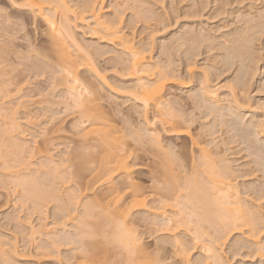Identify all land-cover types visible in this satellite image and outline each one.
I'll return each mask as SVG.
<instances>
[{"label": "rangeland", "instance_id": "374dc122", "mask_svg": "<svg viewBox=\"0 0 264 264\" xmlns=\"http://www.w3.org/2000/svg\"><path fill=\"white\" fill-rule=\"evenodd\" d=\"M37 1L43 3L42 0ZM135 1L99 0L104 8V19L117 23L121 21V27L136 46L149 50L146 56H152L156 69L166 68L182 77L185 88L173 87L167 91L173 107L175 106L172 111L186 120H194V134L202 133V140L224 156L226 163L234 171L233 180L239 185L242 197L251 207L259 208L258 211L264 216V0H140L139 4ZM67 2L78 9L85 0ZM19 4L0 0V9L3 10L0 13V49L8 50L7 54L0 50V90L3 87L7 89L6 92L0 91V107L3 108L0 118L9 112H13L10 113L11 117L15 114L14 121L19 123L17 132L21 136L16 132L19 136L6 138L12 140L8 144L13 140L18 144L23 143L27 153L12 155L10 151L14 152L13 143H16L13 142L8 148L11 156L9 162L13 164L5 166L4 161L0 160V240L7 246H3V249L13 253L12 264H74L81 260L83 252L75 236L76 232L82 231L83 206L99 191L85 193L76 188V180L72 174L76 166H73V162H67L61 168L64 170H61V174L71 178L70 184H64L61 179L55 180L50 174L52 172H47L49 168L39 173L31 171L42 162L43 154L40 149L45 140L50 139L47 147L51 160L53 158V161L60 163L68 156V159L72 158L80 145L79 140L74 139L75 129L72 128L80 114L72 106V100H68L70 97L63 74L46 57L50 54L47 26L43 19L35 18L30 11L20 10ZM89 29L79 23L74 25L75 37L85 47L84 50L92 55L100 77L86 71L82 74L101 85L104 95L114 97L117 104L123 103L118 110L115 105L106 104L110 116L115 109L121 111L119 116L113 115L110 118L118 121L119 127H122L126 119L142 136L150 130V136L153 133L160 134L157 137L162 142L161 145L168 151L172 149L183 153L188 164L194 158L198 159L200 151L193 146L190 138L177 137L169 127L163 125L153 109H144L134 100L132 92L136 80L131 77L126 64L117 61L116 57L121 56V51H118L116 44L99 41ZM209 92H213V96ZM209 109H215L214 113ZM234 119L238 120L235 122ZM2 121L8 122V119H0V131L5 127V122ZM23 136L25 137L22 138ZM148 136L149 133L143 140L148 145L143 143V147L149 151L152 141ZM152 148L151 152L155 149L153 145ZM14 158L18 161L29 158V162L25 161V166H29L30 170L27 168L26 172L27 169L24 166L23 169L22 165V170L11 169L16 164L12 160ZM132 161L138 166L150 163L149 157L141 152ZM136 176L146 181V186L153 185L147 171H139ZM20 177L24 181L27 179V182L35 178L43 189L54 185L59 190L57 193L65 196L66 201L69 195L67 192H75L76 200L71 205L65 204L72 212L71 216H65L66 213L58 210L55 207L58 203L52 198L45 201L41 208H36L35 198L25 194L23 185L17 183ZM13 178L15 181L11 180ZM23 193L27 198L23 197ZM26 223L36 227L35 230L39 229L34 237L29 236L30 230ZM42 224L49 227L47 232L42 233ZM137 228L140 232L144 231L141 226ZM64 231L67 235L63 234ZM60 232L63 237L68 238L61 237L62 241H51ZM47 234L49 237L45 236ZM236 237H240L245 245L243 248L236 247L235 250L231 248L233 240L222 244L219 251L222 259L220 264H264L263 259L251 253L249 247L252 244L245 235ZM156 238V235L143 236L150 251L158 243ZM11 246L16 248L12 249ZM172 250L169 246L167 256L172 254ZM203 254L200 250L192 253V261L212 264L211 260L205 261Z\"/></svg>", "mask_w": 264, "mask_h": 264}, {"label": "bare ground", "instance_id": "6f19581e", "mask_svg": "<svg viewBox=\"0 0 264 264\" xmlns=\"http://www.w3.org/2000/svg\"><path fill=\"white\" fill-rule=\"evenodd\" d=\"M10 1L14 5H18L20 2V10H28L35 18L43 19L50 38V54L46 57L63 74L68 97H70L68 100H72L73 105H71L77 108L80 114L77 123L72 127L76 130L72 131L74 139L76 138L80 142L72 158L68 159V156L60 163L53 161V158L51 160L47 147L50 139L49 141L45 140L42 149H40V153L43 154L42 162L39 166L37 165L38 167L36 166L34 171H31L39 173L43 169L49 168L47 172H52L50 174L55 180L56 178L61 179L64 184H70L71 178L62 175L61 170L63 169L61 168L65 163L73 162L75 163L73 166H76V170L72 173L73 179L76 180V188L85 193L99 191L94 193L93 198L83 206L82 231L74 234L78 239H75L78 241L77 244L79 243V247L81 245V250L84 253L82 252L81 260L74 264H198V262L192 261L191 256L198 250L204 253L205 261L211 260L212 264H220L222 259L219 251L222 244L225 245L226 242L233 240L231 248L235 250L236 247L245 245L240 237V239L236 237L237 235H245L247 240L251 241L252 245L249 244L251 253L264 260V216L258 211L259 208L251 207L248 201L242 197L239 185L234 183L233 170L226 163L224 156L213 149L211 144L202 140V133L194 134V120H186L183 116L172 111L173 101L169 98L170 94L167 91L173 87L185 88L182 77L167 71L166 68L156 69L152 62V56H146L149 50L136 46L134 40L121 27V21L117 23L104 19L102 14L104 8L99 0H85L81 6H78V9L71 6L67 0H42L43 3L37 0ZM135 2L140 3V0ZM78 23L89 27L91 34H95L99 41L116 44L118 51H121V56L116 57L117 61L125 63L131 77L136 80L132 92L134 100L140 103L144 109H153L161 118L163 125L169 127L177 137L190 138L193 146L200 151L198 159L194 158L191 164H188L183 153L172 149L168 151L161 145L162 142L160 143L157 137L160 134L153 133L150 136L151 130L145 131L149 133L153 142V144L151 141V143L149 142L151 146L148 151L145 149L146 147H143L148 145L144 143L145 141L143 142L148 133L143 134V138L142 133L133 129L134 127L126 119L122 127H119L118 121L110 118L113 115L119 116L121 111L117 110L123 103L117 104L114 97L104 95L101 85L99 86L93 82V79L83 76V71L96 76L100 74L91 58L92 55L90 56L86 49L84 50L85 47L83 48V45L75 37L74 25ZM0 50L4 54L8 53V50L4 48ZM125 56L127 57L125 58ZM116 59L114 58L115 61ZM189 72L192 73V70ZM7 83L9 84V82ZM2 90L6 92L7 89L3 87ZM18 91L21 93V90ZM8 96L10 95L8 94ZM106 104L117 107V110H113V115L110 116L109 111L106 110ZM2 111L3 108L0 107V114ZM211 111L214 113L215 109ZM4 112L8 113L7 110ZM10 113L13 114V112H9L4 115L8 122L2 121L5 122V127L2 126L4 127L3 131H0V160L4 161L5 166L13 164L9 162L10 152L12 155L15 153L20 156L27 153L23 143L18 144L14 140L13 142L16 143L10 142L15 144L13 145L14 152L8 149L10 147L8 142L11 139L6 137L19 136L17 134L19 133L17 132L19 123L14 121L16 120L15 114L14 117H11ZM1 115L0 117H2ZM4 116L0 119L3 120ZM55 133L57 134V132ZM19 134L21 136V133ZM152 145L155 149L151 152ZM139 152L149 157V164L138 166L132 161V158H137ZM16 156L13 157L16 158ZM15 158L12 159L13 162L19 164L14 163L10 167L11 169L20 168L22 170L23 166L26 169L29 167L25 166L29 158L22 159L26 162L15 160ZM143 170L147 171L153 185L146 186V181L136 176L139 171ZM10 174L12 175V173ZM21 177L17 183L20 182L23 185L25 194L35 198L33 199L36 200V204L34 203L36 208H41L45 201L52 198L58 203L55 206L58 210L66 213L65 216H71L72 212L70 213L66 207L76 200L75 192H67L69 195H66V201V199L64 200L65 196L57 193L59 190H56L53 183L51 184L53 186H46L43 189L40 188L35 178L31 182H27V179L24 181ZM11 180L13 181L14 178ZM27 226L30 230L29 236L34 237L38 232L36 230L39 229L35 230L36 227L34 228L30 224ZM137 226L143 227L144 231L140 232ZM48 228L44 224L40 227L42 233L47 232ZM61 232L57 234V236L60 234L58 237L55 236L56 239L51 241L55 240L53 242H56L57 239L62 241L61 237L68 238L67 236L63 237ZM66 233V231L63 232L64 235H67ZM145 234L150 237L157 236L158 243L151 251L143 241ZM45 236L49 237L48 234ZM73 238L76 237L73 236ZM2 241L0 240V264H9L13 259V256L11 259L12 252L8 253L10 251L7 252L3 249L5 244ZM169 246L173 250L172 254L167 256L166 251ZM5 247L7 248V246Z\"/></svg>", "mask_w": 264, "mask_h": 264}, {"label": "snow or ice", "instance_id": "6c2138e0", "mask_svg": "<svg viewBox=\"0 0 264 264\" xmlns=\"http://www.w3.org/2000/svg\"><path fill=\"white\" fill-rule=\"evenodd\" d=\"M0 11H3L2 9H0Z\"/></svg>", "mask_w": 264, "mask_h": 264}]
</instances>
